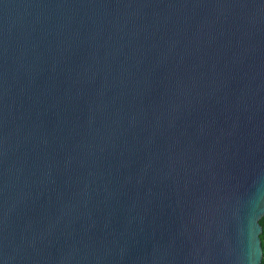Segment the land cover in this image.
Instances as JSON below:
<instances>
[{
	"label": "water",
	"instance_id": "95a60500",
	"mask_svg": "<svg viewBox=\"0 0 264 264\" xmlns=\"http://www.w3.org/2000/svg\"><path fill=\"white\" fill-rule=\"evenodd\" d=\"M264 0H0V264H260Z\"/></svg>",
	"mask_w": 264,
	"mask_h": 264
},
{
	"label": "trees",
	"instance_id": "16d2710c",
	"mask_svg": "<svg viewBox=\"0 0 264 264\" xmlns=\"http://www.w3.org/2000/svg\"><path fill=\"white\" fill-rule=\"evenodd\" d=\"M259 223L262 226V232L260 234V239H261V246L263 250L262 259H261L260 264H264V215L260 218Z\"/></svg>",
	"mask_w": 264,
	"mask_h": 264
}]
</instances>
